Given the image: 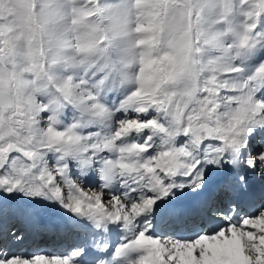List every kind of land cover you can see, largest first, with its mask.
<instances>
[{"label": "rangeland", "instance_id": "374dc122", "mask_svg": "<svg viewBox=\"0 0 264 264\" xmlns=\"http://www.w3.org/2000/svg\"><path fill=\"white\" fill-rule=\"evenodd\" d=\"M262 48L264 0H0V181L21 161L51 203L97 217L99 199L135 222L207 173L221 136L264 179ZM130 176L145 186L133 203L99 188ZM259 228L242 242L126 247L143 253L134 264H264Z\"/></svg>", "mask_w": 264, "mask_h": 264}, {"label": "bare ground", "instance_id": "6f19581e", "mask_svg": "<svg viewBox=\"0 0 264 264\" xmlns=\"http://www.w3.org/2000/svg\"><path fill=\"white\" fill-rule=\"evenodd\" d=\"M258 52L260 55H263L264 49H259ZM260 129L264 132V126ZM108 130L109 126L106 125V134L109 133ZM107 136H110V134H108ZM220 138L221 140L216 142H219L222 145L221 155L216 157L214 161H211L209 163V168L206 171L207 173L204 172L202 167L199 168L200 171L199 169H196V172H193L189 179H187L186 177L181 179L180 183L182 184L181 187L183 188L177 187L178 189H172L170 193L171 195H167L168 197L166 199L158 202V204L161 205V209L159 211L156 212L154 210L156 207V205L154 204L150 212H152V216L156 215V221L152 220V223H147V218L145 217L146 211H144L137 217L135 222L128 221L131 226H128L126 222H122L119 224L121 219L120 215L117 216L118 220L114 221L108 213L105 214L104 206L99 199L97 201L95 199L92 201H88L87 199L85 200L89 205L96 201V204L99 206L100 211L98 216L90 218H88L87 215H85V213L82 211H70L67 206L59 207L58 205L51 203V201H49L51 199V196L49 197L48 195H46L44 193V190H42L44 187L41 188L33 179V171L25 165L26 169L28 168V170L30 171L28 173H26L27 171L24 172V168H22L24 167L23 163L21 161H19L20 164L19 162H17V168L11 173V175L14 177V179L12 178L13 182H11L10 180L6 181L5 174L2 175L3 182L0 181V219H2L3 223H6L9 220L10 222L7 223L8 226L9 224L11 226L15 225L10 238V247L8 250H6L4 256H0V264H76L77 255L75 253H73L68 258L65 257L66 253L59 250L51 253H41L39 252L40 249L33 248L32 246H30V244H26V241L25 239H23V237H19V235L21 234L30 232L43 220H49L54 223L65 221V223L71 225L72 227H78L76 229L78 231L81 230L82 232H84L85 230V232L80 235L83 238H88V240H101L104 246L112 243H118L116 249L112 248L106 255H103L102 258H105V263L103 264H134L135 262L143 258L142 252L129 250V248L127 249L128 246L126 247L125 245V242L128 245L131 239H133L134 237H136L135 241H141L140 246L142 244L144 248H150L147 245L152 244L151 247H154L155 250L159 252L164 249L176 250L180 248V246H189V243L194 244L195 242L196 244V242H198L200 239L206 240L208 242L210 241V243L226 241L230 239H233L232 241L239 240L242 242L245 233L244 230H247L245 236L251 234H247V232L251 231V229L253 230L254 228L260 229L259 227H261V225H264V219H250V215H246L243 218L241 224L238 227H234L231 225L229 226L230 223L228 222V219L226 221L217 220L215 219V215L213 214L210 215V217H212V220L210 221L211 225L209 227H204L200 232V228H198V226L191 229L185 227V229H183V231L179 234V236L181 237H177L178 239L183 238L184 240L174 239L171 241L170 239H158L159 236L167 234L165 232V229L162 230V228L160 229L157 227L158 221L162 220L158 219L159 216H164L167 213H175L178 214V218H181L185 216L183 215V213H186V216L192 219L194 215L192 214L191 209L194 208L195 205H197L198 200L208 196L212 197L213 191H215L217 188L227 186L228 190H233L234 192H238V190H240L241 188H245L246 186L243 184L242 180V176L245 174L262 183L261 186L264 184V181L262 179L258 180L255 177V174L254 172H252L253 170H251V168L246 170L243 167L241 163L242 161L239 157H237V147L234 144L233 140H228L222 136ZM223 144H225V147L223 146ZM110 157L118 165L123 162L122 159H119L117 155L114 156L112 154L110 155ZM220 157H222V159ZM79 172L82 175L81 177L83 182L87 186L95 183L96 180L94 179V175L92 171L89 170V168H83ZM17 176L19 177L18 179ZM124 180L125 182L122 183L121 186H119L117 184L107 183L104 178L101 177L99 179V188L104 191L103 194H105L106 196L108 195L115 198L121 197V199L126 204L133 203L135 200L144 197L145 186L142 181L138 180L136 177L131 176L124 178ZM9 181L11 184L7 183ZM68 181L70 182L69 179ZM225 182H228L227 185L225 184ZM232 199H234V197ZM7 211L11 212V214H8ZM190 213L193 217L188 216ZM17 218L23 221L21 226L19 223L15 224V222H18ZM3 223H0V225H3ZM25 228H27L26 231L24 230ZM44 229H46L47 231V227H44ZM99 230L105 233L99 235L96 233ZM189 236L191 237V239L195 237L196 240H190L188 238ZM257 239L258 241H264L262 237H257ZM166 242H168V247L165 246ZM17 247L19 248L17 251H15L14 249ZM120 253H123L127 256V261H118L116 255ZM6 255L9 256L6 257ZM28 257H33V261L30 260L31 262H28L26 260L28 259ZM102 262L103 261H100L99 263Z\"/></svg>", "mask_w": 264, "mask_h": 264}]
</instances>
